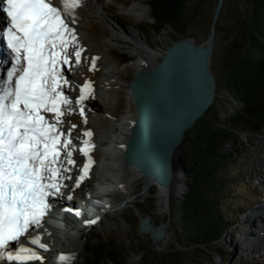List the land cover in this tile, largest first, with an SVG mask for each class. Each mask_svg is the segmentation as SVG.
<instances>
[{
	"label": "rangeland",
	"instance_id": "obj_1",
	"mask_svg": "<svg viewBox=\"0 0 264 264\" xmlns=\"http://www.w3.org/2000/svg\"><path fill=\"white\" fill-rule=\"evenodd\" d=\"M90 1L91 4L86 6L82 22L75 23L76 30L83 38L82 43L90 51L81 52L79 65L75 63L73 55L70 63L72 67L64 69V73L70 74L68 76L74 83L71 89L74 94L72 99L76 100V95L80 93V86L85 82H91L93 95L84 101V117L80 115V109L77 110L72 100L73 108L64 114L61 124L62 127L64 122V128L68 131L71 129V132L76 131L80 136L87 129L92 132L90 140L94 147L91 148V154L88 153L86 157L83 153H79L77 147L73 151V154H78L76 155V164L74 163V173L80 172L79 167L83 163H87L89 158L92 161L88 175L85 177L84 185L86 186H74L78 179L69 180L70 185H67L70 188L72 186L74 189L76 188L74 192L76 204L88 206L85 210L88 214L91 210L90 202L93 200L90 193L94 196L105 192L111 193L118 186L116 179L105 184L102 177L112 167H117L116 161L122 152L119 150L110 151L109 146L117 137L118 119L129 118L131 120L135 116L134 98L128 84L135 79L141 65L143 66L142 63H144L139 51L121 48L113 37L122 34V31H119L121 28L137 33L141 40L157 52V60L160 58L162 49L171 43L170 36L164 29L156 30L150 25L153 20L150 0ZM57 2L60 4L59 0H56L54 2L56 6ZM215 2L216 0H203L202 9L191 21L186 35L192 36L197 42L206 39L213 13L212 5H215ZM108 9L112 11L113 15L107 13ZM222 16L225 23L229 22L227 11ZM68 18L73 20L72 16H68ZM139 25L149 31L142 32ZM225 45L222 34L218 33L210 59L212 70L218 68V63L224 55ZM114 50L127 54L130 59L121 63L114 54ZM93 61L95 62L94 69H92ZM212 103L216 110L218 104L216 94ZM45 115L52 119L53 114ZM184 149L185 146L180 145L176 153L175 182L180 185V190L172 189L163 207L159 208L158 197L155 195L158 187L154 185L150 187L147 194H141L143 179H136L133 182L134 198L132 202L117 210L115 216L110 218V225L101 226L98 224V230L93 237L95 244L89 250L91 264H150V259L154 254L166 251L176 243L170 229L169 213L172 202H177L186 188L185 169H182L179 161ZM223 150L229 153L225 159L226 169H228V178L225 179L227 183L224 184L228 188L226 199L230 203L236 202L238 215L233 225L212 243V246L221 254L212 252L214 264H264V249L260 250V246H254L253 249L245 248L246 239L254 237L251 233L252 230L255 228L259 232L264 226V207L260 209L258 215L253 214L250 222L246 220L248 214L254 211L257 206H264V179L262 177L264 173V129L257 132L239 131L236 141L230 138L224 142ZM117 172L119 173L115 170L112 174ZM124 203L122 204L126 205ZM145 215L149 216L151 225L154 227L168 219L167 233L164 238L156 239L158 242L151 239L148 231H141L139 228L140 216ZM176 245L184 253V250L191 249L188 256L193 263L190 264L200 263L199 260H193L195 256L200 255L206 259L208 252L211 253L206 248L198 250L193 246H180L178 243ZM109 255L115 256L116 262L111 261L108 258ZM29 264H60V261L52 257L49 260L33 261Z\"/></svg>",
	"mask_w": 264,
	"mask_h": 264
},
{
	"label": "snow or ice",
	"instance_id": "obj_2",
	"mask_svg": "<svg viewBox=\"0 0 264 264\" xmlns=\"http://www.w3.org/2000/svg\"><path fill=\"white\" fill-rule=\"evenodd\" d=\"M59 2L61 7L54 0H4L0 4V15L6 20L0 28V40L7 53L0 63L8 65L0 76V264L44 259L27 246L47 250L31 230L43 226L52 207L50 199L62 195L63 181L70 178L62 174L70 171L64 167L65 159L68 165L75 163L71 129L66 134L59 125L72 104L63 91L69 81L62 66H70L72 55L79 65L82 52L65 15L74 17L82 0ZM92 95L91 82H85L75 101L82 117L84 101ZM48 113L53 114L52 119L45 115ZM84 136L90 138L92 132L85 131ZM82 144L79 151L87 157L94 145L89 139ZM91 163L89 158L77 187L88 175ZM70 259L58 257L61 262Z\"/></svg>",
	"mask_w": 264,
	"mask_h": 264
},
{
	"label": "trees",
	"instance_id": "obj_3",
	"mask_svg": "<svg viewBox=\"0 0 264 264\" xmlns=\"http://www.w3.org/2000/svg\"><path fill=\"white\" fill-rule=\"evenodd\" d=\"M202 4L203 0H150L153 17L150 25L156 30L164 29L173 42L186 35ZM225 11L229 16L227 23L222 16ZM107 13L113 15L109 9ZM139 28L142 32L149 31L140 25ZM218 33L222 34L226 45L218 68L213 69L216 91L225 88L244 105L240 111L220 120L212 103L186 130L181 143L185 149L180 156L186 188L178 201L172 202L169 213L176 243L211 251L206 259L195 256L193 260H199L198 264H214L212 252L221 254L212 243L233 225L238 215L236 202L226 199L225 159L229 153L224 152L223 144L230 138L236 141L241 130L264 129V0H223L215 37ZM113 52L121 63L130 59L125 53ZM176 243L154 254L150 264L193 263L188 256L191 249L181 252ZM108 258L116 262L115 256Z\"/></svg>",
	"mask_w": 264,
	"mask_h": 264
},
{
	"label": "water",
	"instance_id": "obj_4",
	"mask_svg": "<svg viewBox=\"0 0 264 264\" xmlns=\"http://www.w3.org/2000/svg\"><path fill=\"white\" fill-rule=\"evenodd\" d=\"M223 0H216L207 37L197 42L184 35L168 44L160 58L141 66L129 82L135 116L124 149L126 164L144 177L168 185L175 177L176 153L186 130L214 100L216 77L210 66L216 22ZM182 169L184 168L179 159ZM178 169V168H177ZM147 184H143V194ZM167 220L151 229L149 216H140L139 228L151 239L164 238Z\"/></svg>",
	"mask_w": 264,
	"mask_h": 264
},
{
	"label": "bare ground",
	"instance_id": "obj_5",
	"mask_svg": "<svg viewBox=\"0 0 264 264\" xmlns=\"http://www.w3.org/2000/svg\"><path fill=\"white\" fill-rule=\"evenodd\" d=\"M55 1L56 0H54V2ZM90 4H91L90 0H82L81 6L74 10V17L72 16L73 20L68 18V15H65L66 23L69 24V27L75 30V35L77 37V46L80 49H82V51H90V50L88 49V47H86L84 43H82L83 38L80 35V33L76 30L75 23L81 21V19L84 17V14L86 12V6H89ZM57 6L61 7L58 2H57ZM3 18H4L3 15H0V21H2ZM119 31H122V34L114 36L113 39L120 44L121 48L133 49L139 51L141 53L142 58L144 59V63H142L143 66L154 64L157 61L156 58L158 56L157 52L150 45L145 43V41L141 40L138 37L137 33H134L132 31L123 28L119 29ZM72 51L73 49L70 47L69 52L71 53ZM3 53L5 57L7 53L4 50L2 41L0 40L1 59H3ZM72 58L73 55L70 56V63L72 62ZM69 67L72 66L71 65L62 66L63 75L69 81L68 86H66L63 89V91L65 95H67L69 99L71 101L73 100L75 103V101L79 98L80 93L76 95V100L72 99V95L74 94H72L71 89L74 86V83L69 78L70 74H68L69 75L68 76L64 73V69ZM0 76H2V74H0ZM75 105L77 110L78 108L80 109L79 105H77L76 103ZM70 108L71 109L73 108V102ZM63 117L64 116L61 117L62 121L64 120ZM132 121L133 119L130 120L129 118L118 119L117 130H116L118 134L117 137L113 139V142L109 146V149L110 151L119 150L122 153L119 156L120 158H118L116 161L117 167H112L111 170L109 169L111 172L106 171L107 173H105L104 177H102V181L105 184L106 183L109 184V182L116 179L118 186L115 187L111 193L105 192L96 196L90 193V196H92L93 200L92 202H90L89 207H91V210L89 211V214L85 212L88 206H85V204L83 205L82 204L78 205V203L76 204L77 200L75 198V193H74L76 190V188L74 189V186H76V184L71 188L70 186H67L70 185L68 183L69 180L74 181L82 175L81 170L86 163L85 164L83 163V165L79 167L80 172L74 173V168H75L74 166L76 164V159H77L76 155L78 154L74 153L72 155V159L75 161L74 165H68L65 159L64 167L69 168L70 171L63 172L62 174L65 177H70V178L65 179L63 181L65 187L61 189L62 195L58 197H54L56 199V201L54 202V208L52 209L51 214L47 216L46 219L44 220L43 226L39 229L35 228V231L32 234L33 236L38 235L41 238V242L47 246V250L40 249L36 245H30V244L27 245L33 247L36 251H38L40 255L43 256L44 259L42 261L49 260L52 257L58 259L60 255H66L72 257V259L64 262L60 261V264H91V253L89 250L90 247L94 246L95 244L93 237L95 236V233L98 230V224H100L101 226L110 225L111 222L110 218L115 216L117 210H119V208L126 207L127 205H129V203L132 202L134 198L133 197L134 190L132 191L133 182L136 179L141 178L143 179V184H147L146 188H144L143 190L144 195L148 193L150 187L154 185L158 187V191L155 195L158 197L157 203L159 208L163 207L172 189L180 188V185L175 182V177L168 185L158 184L156 181L144 177V175H142L137 168L126 164L123 155H124V149L126 147L127 138L130 133V125ZM61 124L59 125L60 130L61 131L64 130L63 132L67 134L68 130L64 128L65 125L64 122L62 127ZM86 131H91V130L87 129ZM84 132L83 135L81 134V136L78 133H76V131L71 132V139L74 145V150L76 149V147L77 149H80L81 147L84 146L82 144L83 140L85 139L90 140L91 137L90 138L85 137ZM91 151L92 149L90 148L88 153L91 154ZM79 153L81 152L79 151ZM115 170L119 171V173L117 172L112 174V172H114ZM73 177L75 178L73 179ZM262 177L264 179V173ZM85 179L86 178H84V180L79 183L78 187H81V185L86 186L84 185L86 181ZM69 197H71V199H69ZM122 203L126 205H123ZM263 207H264L263 205L257 206L254 209V211L248 214L246 220L250 222L253 214L258 215L261 211L260 209L261 208L263 209ZM77 212H79L80 214L77 215L76 214ZM92 220H95L96 223L94 224L88 223L89 221ZM153 228L155 227L151 225V229ZM166 233H167V227H166ZM251 233H253L254 237L250 239L249 238L246 239L245 248L253 249L254 246H260V250L264 249V226L259 232L254 228ZM156 242H158V240H156ZM42 261H36V262H42ZM13 264H15V262H13Z\"/></svg>",
	"mask_w": 264,
	"mask_h": 264
},
{
	"label": "built area",
	"instance_id": "obj_6",
	"mask_svg": "<svg viewBox=\"0 0 264 264\" xmlns=\"http://www.w3.org/2000/svg\"><path fill=\"white\" fill-rule=\"evenodd\" d=\"M215 94L218 101L216 114L220 120L243 108L244 102L231 94L227 89L221 88Z\"/></svg>",
	"mask_w": 264,
	"mask_h": 264
}]
</instances>
